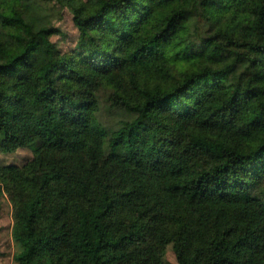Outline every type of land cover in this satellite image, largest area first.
Listing matches in <instances>:
<instances>
[{
	"label": "trees",
	"instance_id": "trees-1",
	"mask_svg": "<svg viewBox=\"0 0 264 264\" xmlns=\"http://www.w3.org/2000/svg\"><path fill=\"white\" fill-rule=\"evenodd\" d=\"M42 3L0 0L14 264H264V0H63L65 50Z\"/></svg>",
	"mask_w": 264,
	"mask_h": 264
},
{
	"label": "rangeland",
	"instance_id": "rangeland-1",
	"mask_svg": "<svg viewBox=\"0 0 264 264\" xmlns=\"http://www.w3.org/2000/svg\"><path fill=\"white\" fill-rule=\"evenodd\" d=\"M43 1V10L47 12L53 11L52 20L54 26L61 28V34L53 35L50 41L56 43L59 48L65 50L71 44L68 41H73L76 36V30L71 22V16L68 12V8L65 7V12L62 19H57V13L59 12V4L63 0H39ZM52 7L54 8L52 10ZM41 9L35 11V13L41 16L43 13ZM67 34V37L63 34ZM43 47H40L39 55V69L43 68V60L45 58ZM104 92H100V98L104 101ZM32 153L28 149H18L17 151L5 154L0 151V166L2 165H22L26 161L30 160ZM12 216H11V206L8 198L5 194L0 195V264H14V255L16 253V247L12 238ZM162 264H178L176 262L172 245H168L162 254Z\"/></svg>",
	"mask_w": 264,
	"mask_h": 264
}]
</instances>
